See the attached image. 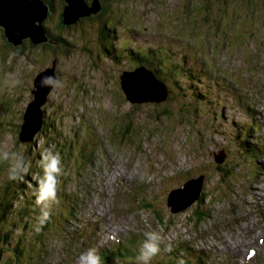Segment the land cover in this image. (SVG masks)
Listing matches in <instances>:
<instances>
[{"label":"rangeland","instance_id":"rangeland-1","mask_svg":"<svg viewBox=\"0 0 264 264\" xmlns=\"http://www.w3.org/2000/svg\"><path fill=\"white\" fill-rule=\"evenodd\" d=\"M201 2L211 3L209 0H101L102 8L97 12L100 20L88 19L96 14L92 13L66 28L58 26L54 11L44 24L60 37L57 34L56 39L32 45L25 38L16 48L0 26V120L5 123L0 129V144L20 151L28 166L34 165L37 159L32 158L30 151L42 149L43 134L39 131L38 138L36 135L27 139L33 142L37 138L31 150L30 145H25L28 143L16 139L22 115L33 98V78L52 65L59 86L51 89L42 106L48 114L42 130L49 132L52 113L60 111L66 115L60 124L61 139L75 140L79 153L99 143L94 156L90 155L89 167L79 172L65 167L57 185L59 203L51 210L62 219H54L48 233L36 230L34 233L31 228L28 236L23 232L25 241L19 244L22 248L15 253L17 257L9 262L5 254L7 262L0 264H52L49 257L59 263L66 262V252L74 247L72 240L61 241L70 227L63 212L74 213L69 203L72 197L81 195L85 183L89 184L86 188L101 192L96 200L103 209L107 205L115 207V221H129L138 231L161 232V253L152 264H179L175 254L184 257V264H202L198 249L193 246L199 232H211L209 228L215 221L232 220L237 213L245 211L242 200L261 184L263 162L253 158L258 152L249 154V149L237 147L236 142L244 138L250 145L255 134L247 122L258 116L246 109L247 91L259 93L261 103L264 102V0H229L223 15L216 18L222 19L219 24L212 14L205 15ZM102 21L115 28L117 38L113 42H118L121 53L126 46L163 57L169 68L172 63L180 66L177 77L160 70L159 78L164 77L171 89L165 100L141 102L136 107L126 99L119 75L133 68L127 60L113 62L112 56L103 51V37L99 38ZM8 74L21 83L15 88L7 87L4 81ZM191 79L196 91L201 90L206 96L204 101L198 102L192 96ZM183 87L188 91L183 92ZM6 101L9 106L4 108ZM131 108L136 111L134 128L138 129L133 130L130 124L124 136L117 133L120 126L115 131L112 126L117 121L124 129L128 123L125 114ZM30 141L26 142L31 144ZM47 142V148L53 147L49 137ZM263 154L262 150L259 157ZM222 155L224 160L216 162V156L219 159ZM5 170L6 165L0 164V192L1 183L7 178ZM201 173L205 174L201 188L206 196L172 213L165 201L168 191ZM22 182L33 186L26 178L14 181L9 204L16 198L13 205L26 201L32 206L30 197L20 198ZM73 184L77 192L73 191ZM12 212L10 209L6 217L7 224L13 218ZM19 213L15 212L20 216ZM88 224L96 232L105 226L102 216H93ZM25 227H30L29 221ZM15 233L19 234L20 230L16 229ZM257 235L259 232L254 237ZM139 242L129 251L132 256L119 258L116 264H135ZM96 245L102 250L98 242ZM169 247L170 252L166 250ZM172 253L175 260L168 261L167 255Z\"/></svg>","mask_w":264,"mask_h":264},{"label":"trees","instance_id":"trees-1","mask_svg":"<svg viewBox=\"0 0 264 264\" xmlns=\"http://www.w3.org/2000/svg\"><path fill=\"white\" fill-rule=\"evenodd\" d=\"M209 1L211 3L201 2V8L206 10L205 15L212 14V18L216 23L218 21L219 22L222 21V19H216V18H220L223 15V13L225 12V9L228 5L229 0H227V1L226 0H212V1L209 0ZM44 2L49 4V6H50L49 15H48L49 17L53 14L52 12L55 11V13H56L55 18L58 19L57 23H58V26L60 28H62V27L66 28V27L72 26V25H66L63 23L62 9H63V5L65 4L64 0H44ZM192 2L193 1H191V3ZM52 3H54V4L52 5ZM196 3H198V1H196ZM210 9H212V10L210 11ZM119 16L122 18L123 15H119ZM49 17H47V18H49ZM121 18H119V19H121ZM202 18L204 20H207V19H205V17H202ZM88 19H99L100 20L99 13H96L95 15H93L92 17H90ZM217 24H219V23H217ZM110 29H112V33H110L111 32ZM46 30H47V34H49L48 36L51 39H56L58 33H56L54 31L55 32V34H54L50 30V28L47 26H46ZM99 30H100L99 31V38L103 37L102 38L103 40H101L102 49L104 52H106V55L112 56L113 62H118V61L120 62V60L121 61L127 60V61H130V64L132 65L133 68L137 67L139 65L146 66L154 72V74L157 78H159L158 75L160 74V70H164V71H166V74H170V75H173V77H177L178 71L180 69V66H178L177 63H172L171 68H169L170 65L163 60V57H161V56L158 57L157 54L156 55L155 54H149L148 51H144L142 53L141 51H138L137 49H126V46L123 47L124 50L121 53L118 42L117 41L113 42L115 40V38H117V35L114 33L115 28L110 27L109 24H106L102 21V24H101V27H99ZM59 32H64V30H59ZM3 33H4V30H3ZM58 35H59V37L61 36L60 34H58ZM189 39L190 38L188 37L187 40H189ZM28 42L31 45L33 44L31 41H28ZM14 47L16 48V46H14ZM205 49L206 48H204V50L201 52V54L203 56H204ZM187 58H186V60H187ZM158 69H159V71H158ZM162 80L163 81L165 80L164 77ZM191 82H193L192 79H191ZM193 84H194V82L192 83V85H190V89L191 88L194 89V90L191 89V91H194V92H192V96L193 97L195 96V99H197L198 101H200L202 99L204 100L206 97L202 93H200L201 90H200V92L196 91L197 88H195V86ZM193 86H194V88H193ZM167 88L170 92L171 91L170 86L169 87L167 86ZM182 89H183V92L185 90L188 91L186 87L185 88L183 87ZM3 99H6V98H3ZM6 100H8V99H6ZM2 103H3V101H2ZM136 104L137 103H133L132 106L137 107L138 104L137 105ZM6 105H8V101H6L5 104H3L4 108ZM135 112L136 111L131 108V111L129 113L125 114V117H126L125 119L128 120V123H127V125H125L124 129L121 127V122L119 123V122L115 121L113 123V126H112V128L114 127V131L120 126L119 130H117V133L118 132L123 133V135L125 136L128 133L129 129L131 128L130 124H133V130L138 129V128H134L136 125L135 115H134ZM52 114H53V116H51V117L53 118V123L50 124L49 132L45 133L41 128V130L43 131V133H42L40 130V133L43 134V142H42V147H41L42 149H37L36 152L31 150V148L34 147L35 143L37 142L36 139L38 138L37 134L39 132L35 134V136L37 135V138H35V140L33 142L30 141V142H32L31 144L29 142H27L28 144H25L26 146L28 145V147L30 145V150H31L30 153L32 155V158H35V160L36 159L37 160L34 162L33 166L32 165L28 166L29 167L28 171H30V172L25 174L23 176V178H26V180H30L33 183V185H35V187L37 185V180H38L39 175L42 174V171L38 165V161L40 159V153L49 146L48 142L45 143L47 137H49L50 140L54 142V144L52 145L53 147H51V148L54 149L56 152L60 153V155H62L61 158H62V165L64 168V172H65L66 166H68L69 169H75V171H77V172H79L84 167H89L92 163L90 155L94 156V152L97 151L99 148V143L96 142V145L94 148H92V149L89 148L87 151L81 152V153H79V151H78V153H77V151L75 149L74 140L67 142V139H65L64 137L61 139V137H60V134H62L60 124L62 121V117H66V115H63L60 111L58 113L53 112ZM0 125H2V126H0V129H3L5 123L0 120ZM140 125H142L143 127L145 126V124H142V123ZM161 126L164 127L165 129H167L164 125H161ZM46 127H47V124H46ZM57 133H59V134H57ZM87 134H89V133L87 132ZM18 135H19V132L17 134L16 140L20 141ZM245 143H246V141L240 142L239 144H241V145L239 148H241L243 150H245V149L247 150ZM34 150H36V149H34ZM25 159H26V157H25ZM94 159L95 158H93V161H94ZM66 161H68V162H66ZM239 162L240 161H237V164H239ZM218 169H219V171L222 170V168H220V166H218ZM4 174H5V176H7L6 170L4 171ZM34 175H35V178L33 177ZM62 177L63 176H60L58 178V181H61ZM13 182L14 181H9L8 178H6L1 183L2 192H0V263H6L7 262L6 258L4 257L5 254H7V256L9 258V260H8L9 262H11L12 259L17 257L15 255V253L20 251L22 248V245H21V247H18V246L20 243H24V241H25V235L23 234L22 229L25 228L26 236H28V234L30 233V228L35 233V228H36V225L38 223L37 218L40 216L39 215L40 214V207L38 205H36L35 195L33 194V190L35 189V187H30L25 182L21 183V185H22L21 186V193L23 194V196L25 195L26 197H30L29 201L32 204V206H30L28 203H26V207H23V209L21 210L20 205H17V206L13 205V201H15L16 198H13L12 205L9 204L10 198H11V187H12ZM18 196H20V194H18ZM204 196H206V195L204 194V192H202L200 194V196L198 197L196 202L202 201ZM20 198H21V196H20ZM75 204L76 203L73 200H72V203L69 204L71 211L74 209ZM10 209L13 210V212L10 214V216H13V218L10 219L9 224H7L6 223V221H7L6 217L10 213ZM15 212H18V213L21 212V213H19L20 216L15 214ZM37 213H39V214H37ZM56 218H58L60 220L62 219L59 215L57 217L55 215V213H51L50 218L40 228L39 232L46 231L45 233H48V223L52 224L54 219H56ZM27 221H29V224H30L29 228L25 227V223ZM16 229L20 230V233L18 235H17V233H15ZM142 231L145 232L144 230H142ZM133 234H134L133 237H130L127 240L125 245L123 243V247L121 246V249H118L114 252L106 254L103 257V261H106V262L111 261L112 264H116L119 258H121V260H122V258L126 257L127 255L132 256V254H130V252L133 249H131V248L134 247L135 245H137V243L142 238V236L144 239L143 233L133 232ZM137 235L141 236V238L137 237ZM49 238L52 239L51 236ZM143 239L140 240L139 245L137 247L141 246V241L143 242ZM12 243L14 244V247L11 245ZM138 250H137V252H138ZM200 251L201 250L199 249L198 253ZM173 254L174 253L167 255L169 257L168 261L169 260H175V257H172ZM175 256H176V258L184 261V257H180L177 254H175ZM199 256H200L199 259H200L201 263L203 264L202 259H204V256H202L200 253H199ZM188 260H189V258H188ZM198 263H200V262H198ZM123 264H134V263L133 262L132 263L124 262ZM171 264H173V263H171Z\"/></svg>","mask_w":264,"mask_h":264},{"label":"water","instance_id":"water-1","mask_svg":"<svg viewBox=\"0 0 264 264\" xmlns=\"http://www.w3.org/2000/svg\"><path fill=\"white\" fill-rule=\"evenodd\" d=\"M62 9L63 23L70 25L78 19L102 8L101 0H64ZM49 14V5L43 0H0V26L4 35L13 45L23 43L28 38L32 43L39 44L49 41L46 26L43 23ZM45 76H54L53 65L38 72L33 78V98L27 105L23 115L19 139L30 141L43 124L42 106L48 99L52 88L41 87V79ZM120 87L131 103L161 102L169 94L164 81L157 78L154 72L146 66L139 65L133 69L123 70L119 75ZM218 162L222 158L216 159ZM203 175L191 179L184 187L172 190L167 199L171 212L176 213L195 202L201 190Z\"/></svg>","mask_w":264,"mask_h":264},{"label":"clouds","instance_id":"clouds-1","mask_svg":"<svg viewBox=\"0 0 264 264\" xmlns=\"http://www.w3.org/2000/svg\"><path fill=\"white\" fill-rule=\"evenodd\" d=\"M49 10H50V6H49ZM50 39L51 38L49 37V40ZM4 83L9 88H15L21 82L18 78H16L12 74H8ZM40 86L55 88L59 86V82L56 80L54 76H45L41 79ZM43 112H44L43 114V118H44L48 114L45 112V110H43ZM43 124H44V119H43ZM20 142L27 143L26 141H21V140ZM74 144H75V149L78 153L79 148L75 143V140H74ZM0 164L6 165V175L9 181L22 180L23 176L27 174L29 170L28 163L26 162L24 155L20 151L11 150L6 144H0ZM38 165L42 171V174L39 175L38 177L37 186L35 187V185H33V183L29 180V183L33 185V186L30 185L29 186L35 187V189L33 190V194L35 195V203L40 207V216L37 218L38 223L35 228L37 232L40 231V228L50 218V214L53 206L59 203V199L57 196V192H58L57 185L59 182L58 178L64 174L61 155L60 153L54 151L52 148H46L40 153V159L38 161ZM75 186L76 185H72V188L74 192H77ZM19 189L21 190V187ZM20 208H21V204H20ZM22 230L23 232H25V228H23ZM143 235H144V240L138 250V254L135 258V264H152L153 259L161 253V243L163 241V237L161 235V232L156 229L146 230L143 233ZM61 241L68 242L71 240L63 238L61 239ZM166 250L170 251L171 249L169 247ZM66 258H67L66 262L59 263L49 257L52 264H102V260L99 255V252L94 247L88 248L83 252H80L76 248H74L73 251H70L68 253L66 252ZM34 264H38V263L35 262ZM179 264H184V261L180 260Z\"/></svg>","mask_w":264,"mask_h":264},{"label":"bare ground","instance_id":"bare-ground-1","mask_svg":"<svg viewBox=\"0 0 264 264\" xmlns=\"http://www.w3.org/2000/svg\"><path fill=\"white\" fill-rule=\"evenodd\" d=\"M242 16V15H241ZM249 26V25H248ZM244 27V26H243ZM249 32V31H248ZM264 32V31H263ZM117 48V47H116ZM235 65V64H234ZM237 65V64H236ZM238 65H240V64H238ZM229 66V65H228ZM231 66V65H230ZM236 67V66H235ZM230 68V67H229ZM232 110V109H231ZM252 148H254L255 149V147L252 145ZM257 160H259V157H257L256 158ZM197 174V173H196ZM142 184V183H141ZM71 203V202H70ZM69 203V204H70ZM75 207H76V204H75V206H74V209H75ZM73 209V210H74ZM95 217H97L98 215H94ZM113 234L114 233H111V235H110V237H109V239H111V237L113 236ZM99 232H97V240H96V242H98L102 247H104L105 246V244L108 242V240H107V238H106V235H104V236H101L100 237V239H101V241H102V243H100L98 240H99ZM106 238V239H105ZM108 247V246H107ZM168 260V259H167Z\"/></svg>","mask_w":264,"mask_h":264}]
</instances>
